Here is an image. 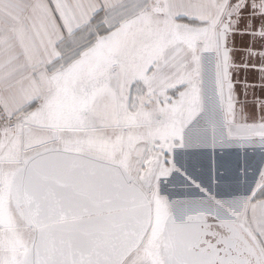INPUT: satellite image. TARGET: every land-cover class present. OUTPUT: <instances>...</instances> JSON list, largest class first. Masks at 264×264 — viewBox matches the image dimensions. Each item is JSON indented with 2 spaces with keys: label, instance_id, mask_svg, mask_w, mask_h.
<instances>
[{
  "label": "snow or ice",
  "instance_id": "obj_1",
  "mask_svg": "<svg viewBox=\"0 0 264 264\" xmlns=\"http://www.w3.org/2000/svg\"><path fill=\"white\" fill-rule=\"evenodd\" d=\"M0 264H264V0H0Z\"/></svg>",
  "mask_w": 264,
  "mask_h": 264
}]
</instances>
